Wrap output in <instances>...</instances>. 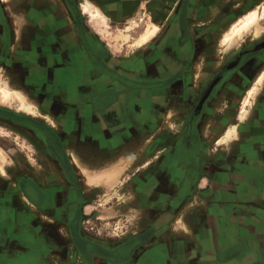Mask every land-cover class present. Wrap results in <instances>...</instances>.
Returning a JSON list of instances; mask_svg holds the SVG:
<instances>
[{
	"label": "rangeland",
	"instance_id": "rangeland-1",
	"mask_svg": "<svg viewBox=\"0 0 264 264\" xmlns=\"http://www.w3.org/2000/svg\"><path fill=\"white\" fill-rule=\"evenodd\" d=\"M9 1L18 11L21 10L19 12L27 21L21 31L22 38L19 49L12 56L11 48L16 27L14 24L12 25L10 14L5 8L6 5L0 0V11H2L0 19V77L2 68L7 69L8 76L3 79L2 84L10 89L23 88L42 112L57 120L65 132L60 134L52 125L51 119L35 116L23 110L22 102L17 96L5 101L0 95V149L4 154V158L0 157V165L6 171V175L0 174V208L11 207L7 201L21 194L25 199L24 205L21 207L27 212L32 210V205L35 204L19 189L22 180L26 185L28 181H34L48 198H51L58 188L60 191H64L61 194L63 202L60 207L73 217H67V220L63 222L58 213L53 212L50 216L57 221V225L56 227L53 225L51 230L55 229L62 234L61 245H71L77 255L78 264H82L83 259L81 255L77 254L71 240L63 232L64 225L71 228V218H75L73 225L75 237L72 236L74 245L83 246V248L92 251L94 255L108 260L111 264H119L124 257L132 253L135 247L145 243L159 231L174 235V242L179 243L180 248L186 247V234H184L186 232L183 233L180 230L178 220L180 213L185 208L189 207V211L187 214L185 213L184 220L194 234L192 239L196 245L199 232L204 235L206 231L212 233L217 229L228 230L231 227L232 216L240 224L243 220L245 228V220L252 218L251 212L258 210L257 208L264 212L261 200L254 198L252 190L242 188V185L247 182H251V186H262V182L264 183V85L258 91L257 102H255V108L253 107L254 109L251 110L248 125H243L240 129L242 139L240 143L231 146H229L231 142L226 145L219 144V139L224 135L227 125L218 127V123L226 118L234 123H242L238 115L242 110L241 107L243 108L247 89L253 84L250 87L252 88L263 73L262 71L251 72L247 78L248 76L254 77V75L257 78L254 83L252 78L244 86L245 80L242 75L245 76L246 72H226L227 65L231 60H239L238 58L245 55L246 50L255 47L249 45L247 35L236 36L226 53L221 52V49L224 48L223 35H226L237 23L233 22L243 16L247 10L256 8L260 0L249 3V8H245L247 0H233L232 3L229 0H221L218 3L220 10L216 14L212 11L209 14L210 10L207 5L199 6L200 12L208 16V21L212 20L210 24L220 23L222 19H226L224 25L226 24L227 28L223 31L228 30L223 32L220 45L215 50L216 54L209 57L210 53L206 52V55L202 52L206 58L221 57L220 61L223 63L224 69L211 77L210 70L219 58L211 62L212 60H206L204 56H199L200 59L196 58V61L202 65L201 72H198L195 67L196 63H191L192 67L189 63L185 64L175 78L184 73L183 69L188 70L191 67V71H194L185 72L188 74V78L180 82L174 92L165 98L167 105L165 110L171 111L170 115L173 116L175 123L171 124L170 120L167 122L163 120L162 123L152 125L151 136H157L158 139L155 141L151 139L148 144H145V147L143 140L140 139L141 136L139 137L144 126L136 123L132 128H128L125 123H122L121 130L134 135V139L130 142L126 141V144L120 149H129L127 151L135 153L137 157L132 165L120 174L118 183L114 186L110 185L106 191L104 188L88 189L83 180L77 176L68 152V145L70 143L74 146L78 144L82 149L79 152L85 161L89 160L101 165L115 160L120 153H118L119 151L111 154L106 153L108 151L103 150V145L107 142L95 139L93 136L90 137L82 131L83 126L92 127L97 122L93 120L88 109L78 112L79 109L87 108V97L83 96L80 99L77 95L70 96L67 93V87L75 85L81 79L80 74L82 73L88 75V72H92L97 80L98 72L95 70L98 71V68L94 66L93 61L94 57L99 55L98 52L103 53L104 56L103 60L100 55L98 58L109 66L105 61L106 58L111 56L114 61L122 60L150 40L135 46V49H130V43H125L121 38L122 33H129L132 35L130 37L131 44L141 38L149 21L144 24L143 29H140V24L137 21L140 22V18L146 17L147 14L148 19L150 18L146 5L144 4L142 7V4H139L138 11H135L127 19H114L112 22L110 19L108 24H101L97 23L98 21L91 22L89 18H85L82 12V0H21L18 2L19 5L14 4L17 0ZM174 1L172 8H177L176 18H179V22L183 25L185 9L187 15V13L190 14L191 9L194 10L195 5L198 7V3L210 4V0H194L193 5L190 4L191 0H184L181 5H178L180 0ZM236 3L242 4V6H236ZM229 4L230 6H228ZM101 5L103 6L104 3L101 2ZM235 7L236 10H234ZM262 8L263 6L255 10H262ZM210 9L212 8L210 7ZM33 15L36 16L34 17L35 22H32L31 19ZM263 23L264 19L261 21V25L264 26ZM159 31L153 34L152 38ZM174 33L176 36H180L181 32L178 29ZM7 34L10 40H8ZM77 36L80 37L81 44L84 43L88 53L86 57L80 49L79 43L74 40ZM243 38L248 41V45L244 44L237 51L244 43ZM238 39L240 40L238 41ZM237 44L239 45L235 47ZM29 45L34 50H29ZM234 53H236V57L232 58L231 55ZM260 57L264 59L263 56ZM254 59L257 57L249 61L247 68L257 64ZM210 66L211 68H209ZM110 68L114 69V67ZM55 72L62 73L58 81L55 79ZM72 72L78 73L73 74ZM218 76H221L222 80L217 81L216 84L224 82L219 87L215 101L217 105L209 106L198 123L199 141L196 127L197 113L200 112L198 102L193 108L192 115L194 117L190 122L189 138L186 137L187 111L186 108L181 107L179 100H186L192 104L199 95L195 92V82L199 83V89L207 83L206 88H208ZM199 89L196 90L199 91ZM233 90H238L240 94V98L237 100H235V93H232ZM234 100L236 103L239 100L236 105ZM68 107L78 109V113L66 116L65 108ZM190 110L191 108L188 113ZM251 125L257 128L255 132L250 133ZM101 129L99 131H102ZM50 139L63 152L65 166H62L53 151ZM187 141L198 142L190 144L191 150H189L186 146ZM156 145L160 148L157 153L166 147L171 152L173 150L174 154L164 158L163 155L166 154L164 152L158 157L156 152L150 151V147L155 150ZM148 147L149 154L142 155V150ZM225 147H230V149ZM38 175L45 185L48 184L49 194L35 181V176ZM143 179L150 182L149 189L145 190L140 187L139 182ZM259 188L256 189L257 193ZM89 192L93 193L88 198ZM196 194L203 197L206 204L202 205ZM39 210L40 216L48 215L46 208H39ZM32 218L38 219L40 227L37 226V228L39 231L45 230L41 222L42 217ZM136 225L141 226L142 230L134 233ZM176 228L179 234H176ZM34 235L36 233L30 234L32 237ZM91 263L92 258L89 261V264Z\"/></svg>",
	"mask_w": 264,
	"mask_h": 264
},
{
	"label": "crops",
	"instance_id": "crops-1",
	"mask_svg": "<svg viewBox=\"0 0 264 264\" xmlns=\"http://www.w3.org/2000/svg\"><path fill=\"white\" fill-rule=\"evenodd\" d=\"M94 1L97 2L105 10V12H107L111 19V22L114 19H127L129 16H131V14L135 13V11H138L137 6H139V4H142V7L145 4L147 10L149 7H153L154 11L156 12L160 10L161 15L159 14L158 16H163L161 20L164 19L162 21L164 26L157 35H155L152 39H150L147 43H145L141 48L137 49L131 55L125 56V58H123L122 60L114 61L110 56L106 58L105 61L108 63L109 66L114 67V69L118 71L117 73L131 80L148 83L164 81L167 82L173 80V83L171 85H169L165 89H162V91H160L159 93L157 90V92L152 91L148 94L147 92H142L137 97L135 96L128 100H121L119 104L112 107L101 115H99V113H97L95 110H92V108L89 106H86L87 108H82L81 110L79 109L78 112L82 111L83 109H88L87 111H89L90 109L91 111H93L94 115H92V118L93 120L95 119V121L97 122V124L92 125V127L83 126L82 131L87 134L89 133L95 137L98 134L99 138L107 142L105 145H103V150L108 151L107 153L111 154L113 152L119 151V156L115 160L110 161L111 163H113L118 161L124 155L133 153L131 151H127L129 149H120V147L126 144V141L129 140L130 142L134 139V135L132 136L130 133H124V131L121 130L122 123L125 122V125L128 126V128H132L136 123L140 124V126L142 127L144 126L139 135V137L141 136L140 139L143 140L144 147L146 146L145 144H148L151 139H153V141L158 139L157 136H151V134L153 133V128H151L152 125L162 123L163 120H165L166 122L170 120L171 124L173 122L175 123L173 116L171 117L170 115L171 111L168 112L167 109L165 110V108L167 107L165 98L167 96H170L174 92L180 82L188 78V74H184V76L175 80L176 75L179 73L178 71L185 66L186 60L191 54H194L195 57L198 53L201 54L199 56H204L203 53L206 52L210 53L209 57L215 55V50L220 44L221 34H223V32H227L228 29L226 31H223L227 28V25H224L226 19L223 20L221 23L210 24L212 20L208 21V16L203 15L200 12L199 8V6L201 7L202 5H207L209 6L208 9L210 10L209 14L211 13V11L216 14L217 11L220 10V5H218V3L221 2V0H212L210 1V4H206L205 2L203 4L198 3V7L195 5L194 10L191 9V11L189 12L190 14L187 13L186 15V22L190 31V36L188 43L184 45V47L180 48L181 46H178L179 36H176V34L174 33L175 30L180 29L178 24L179 18H176L178 14L176 10L177 8L175 9L174 7H171L175 2L174 0H172L171 2H168L169 0ZM180 1V3L178 2V5H181L183 0ZM229 1L232 3L233 0ZM254 1L255 0H247L246 5H248L249 3L251 4ZM101 2L104 3L103 6L101 5ZM194 2V0H191L190 4L193 5ZM165 5L167 7H165ZM237 5L242 6V4L236 3V6ZM262 6H264V0H260L256 8L247 10L246 13H248V11L258 9ZM210 7L212 9H210ZM196 8L197 10L195 11ZM236 9L237 8L235 7L234 10ZM19 11L21 12V10ZM215 14L213 15L215 16ZM243 16H241L233 23L238 22ZM34 17L36 16L33 15L31 18L32 22H35ZM142 18H140V22L137 21L140 24V29H143L144 24L149 21L148 14L146 15V17H144L143 19ZM74 40L76 41V43H79L78 45L81 49L82 44L76 39ZM249 44H251V42ZM238 45L239 44L235 45V47H237ZM28 49L34 50V48L30 45L28 46ZM98 54L102 55L103 57V53L98 52ZM107 54H109L108 51ZM234 54H232L231 56H233ZM257 55L264 57V45L259 51V54ZM204 57L206 60H212V62L219 58L218 57L213 60V58H206V56ZM254 57L257 56H250L246 58V60H244V56V58L240 61L238 65L239 68H242H240V70L237 68L235 71L246 72L245 76L242 75L245 80L244 86H246V84L252 79L251 77L247 78V75H249L253 71L254 67L250 68L249 66L247 68V66L249 65V61L252 60V58ZM254 61L258 62V64H254L256 69L259 72L264 71V68H262V66L264 65L263 59H261L260 57L254 59ZM132 66L135 67L133 68ZM211 66L209 68H211ZM95 72L100 71L95 70ZM72 73L77 74L78 72ZM61 74V72H55L54 75L56 81H58V78L61 77ZM80 75L81 79L77 83H75V85L67 87V93L70 96L77 95L81 99V97L83 96H88L89 83L87 82V78L85 77L86 74L82 73ZM91 81V87L94 88L93 92L110 91L116 85V82L114 80L104 76H102V79L98 82H95L93 78ZM254 81L255 80H253L252 82L254 83ZM250 87L247 89V92ZM19 90L24 91L23 88ZM218 90L212 95L211 99L208 102L206 110L209 106H212L213 104L217 105V102L215 101L217 100ZM238 90L232 91V93H235V100H237L240 95ZM195 92L199 93V91L196 89ZM91 94H89V96ZM179 101L181 102V107L183 109L186 108V100ZM65 109L66 110L64 114L66 116L73 115V113L76 114L78 110L73 109L71 107ZM251 113L252 111L250 112L246 121L242 123L237 122L239 124V136L241 127H243V125H248ZM96 117H100L102 118V120H98L96 119ZM121 119H123V121ZM226 120L229 119L226 118L225 120L219 122L218 127L221 128L226 124L228 129L229 124H235L234 122H232V120ZM251 126L252 127H250V133L255 132L257 128H254V125ZM102 127L103 129H101ZM99 129H101L102 131H99ZM166 140L168 141L169 139ZM241 140L242 139L240 136L239 140H235L229 146L238 144L241 142ZM157 146L158 145H156V151L152 149V147H150V151L157 153V151L160 150V148ZM75 148L80 154V156H82L79 152V150H82L81 147L77 144ZM226 148L230 149V147ZM122 151L124 152L121 153ZM168 151L170 150L165 147L161 152L157 153V156L159 157L161 153L164 154V152H166L167 154ZM141 153L142 155H148L149 147L145 148V150H142ZM173 154L174 153H172L170 156H172ZM87 161L98 166H105L104 164L101 165L89 160ZM110 162L105 164H110ZM3 171L4 173H1L0 171V174L6 175V171L4 169ZM35 178V181L41 187L44 188L46 193L49 194L48 191H50V188H48V184L45 186L44 181L39 178V175L35 176ZM149 183L150 182H147L145 179H143L139 182V185L141 188H144L146 190L150 187ZM242 188H246V190L250 191L252 190V195H254V198H256L257 200L259 198L261 200V204H263L264 206L263 182L262 186H251V182H247V184L242 185ZM258 188L259 190L257 193L256 189ZM93 192H89L87 194V197H91ZM201 198L203 199V197ZM47 199V216H40V211L37 214L32 210L28 211L29 213L26 211V209L24 210L21 205H24L25 199L21 194L15 196V198H13L12 200L7 201L11 207H8L6 209L0 208V264H78V262L76 261L77 255L71 248V245H61L60 241L62 238V234H60L55 229L54 231L51 230V227H53V225L55 227L57 225V221L52 216H50L52 214L51 212L58 213L60 220H62L63 222L67 220L68 213L60 207L63 202L62 197H60L58 207L53 206L58 203L55 198L51 199L47 197ZM257 209L258 210L251 212L250 215L252 216V218H248V220H245V228L243 227V220L240 224L239 221H237V219L232 216L230 229L224 231L221 229H217L214 230L212 233H207L206 231L204 235L202 232H199V239L197 245L194 244L192 239V235H194L193 232L192 235L186 233V247L184 246L185 248H180L178 245L179 243L176 244L174 242V235L172 236L169 233L164 234L163 231H159L151 239L136 247L135 250H133L132 253H129L126 257H124V259H122L119 264H264V212L259 208ZM31 216L36 218L42 217L41 222L43 224L42 226L45 227V230L43 229L42 232L39 231V228H37V226H39L38 219H34ZM46 217H49L51 221H47ZM63 227L65 228L63 229V232L67 235L68 239L71 240V243L76 249L77 254L81 255L83 259L82 264H89L90 258H92L91 264H111L108 260L104 259L103 257L94 255L92 251L87 250L85 248H80L78 245H74V240L72 234H70V229L66 225H64ZM27 228L29 230H26ZM139 230H142L141 226L136 225L133 232L135 233ZM31 231H33L34 234L36 233V235H34L33 237L30 236L29 232Z\"/></svg>",
	"mask_w": 264,
	"mask_h": 264
},
{
	"label": "bare ground",
	"instance_id": "bare-ground-1",
	"mask_svg": "<svg viewBox=\"0 0 264 264\" xmlns=\"http://www.w3.org/2000/svg\"><path fill=\"white\" fill-rule=\"evenodd\" d=\"M61 1V0H60ZM172 0H169L168 2H171ZM2 2L6 5L5 8L7 9V13L10 14V19L12 20V25L14 24L16 28L14 31V40L13 45L11 48V52L14 54L17 50V48L20 45V41L22 38V28L26 25V19L20 13L13 5L10 3L9 0H2ZM167 3V2H166ZM156 7V6H155ZM161 7V6H160ZM165 7H167L165 5ZM172 7V6H171ZM169 9V8H167ZM149 12V24L148 27L145 29V31L141 34L140 39H136L133 44L130 42V35L129 33H122L121 38H123L125 43H130L129 47L130 49H135V46L142 45L147 40L151 39L153 34L158 32L164 24L161 20L163 16H158L161 12L160 10L158 12L154 11L153 7L148 8ZM82 12L85 16V18H89L91 22L98 21L97 23L101 24H108L110 22V17L105 12V10L94 0H82ZM161 15V14H160ZM264 19V6L262 10H251L248 11L240 20L237 22L227 33L226 35L221 34L222 37V44L224 45V48L221 49V52L226 53V51L232 46V41L235 39L236 36H243L244 34L247 35V38L251 44L255 47H260L264 45V26L261 25V21ZM262 26V27H261ZM132 27V26H131ZM130 27V28H131ZM249 36V37H248ZM78 42H82L80 37L77 36L75 38ZM244 39V38H243ZM240 39H238L239 41ZM248 45V41L244 39V43L241 44L238 51L244 46V44ZM254 47V48H255ZM131 55V54H130ZM222 58L220 57L215 66L210 70L212 72L211 77L219 74L223 69L224 65L220 61ZM200 62L196 63V68L198 72H201V66L199 64ZM235 63H230V67L234 66ZM7 69L2 68L1 69V77H0V95L3 98V100H11L17 96L21 100V108L25 110L26 112L35 115L40 116L46 119H51L52 125L55 127V129L60 133L64 134V130L62 129L61 125L51 118L50 115L45 114L42 112V110L37 106V104L32 100L30 96H28L25 92L19 89H10L8 87H5L2 82L3 79L6 78ZM8 77V76H7ZM9 79V78H8ZM264 85V71L262 75L257 79L256 84L250 88L247 92V96L245 98V101L243 103V108L241 110V114L239 116L240 122H244L247 120L248 115L252 108L255 105V102L258 98V91L260 90L261 86ZM196 89H199V83L195 82ZM240 138L239 136V125L237 123L235 124H229L228 129L226 130V133L221 137L219 140V144L226 145L229 142L233 143V141L238 140ZM226 148V147H225ZM68 152L69 155L73 161L75 170L77 172V176L83 182L87 185L88 189H105L111 186H114L119 181V176L122 172H124L125 169H127L132 163L134 162L136 156L135 154H126L122 158H120L118 161L113 162L110 164H104L105 166H98L92 163H89L88 161H85L82 156L77 152L74 145L70 143L68 146ZM0 157L4 158V154L0 149ZM139 170V169H138ZM0 171L1 173H4L2 166L0 165ZM106 193V192H105ZM198 199L200 200L201 204H206V201L201 198L200 195H197ZM198 200V201H199ZM191 207V206H190ZM184 208V207H183ZM33 212L39 213L38 209L36 207H33ZM189 211V207L185 208L182 213H180L179 217V224L182 230V232H186L192 235V231L188 228L187 222L184 220L185 213ZM33 214V213H32ZM36 214V215H37ZM35 215V214H34ZM47 221H51L49 217H46ZM174 225V224H173ZM138 228V227H137ZM176 234L179 233L178 229H175ZM178 231V232H177ZM184 233V234H186ZM193 236V235H192Z\"/></svg>",
	"mask_w": 264,
	"mask_h": 264
},
{
	"label": "flooded vegetation",
	"instance_id": "flooded-vegetation-1",
	"mask_svg": "<svg viewBox=\"0 0 264 264\" xmlns=\"http://www.w3.org/2000/svg\"><path fill=\"white\" fill-rule=\"evenodd\" d=\"M19 1H21V0H17V2H15L14 4H18L19 5ZM184 1V0H183ZM210 1H212V0H210ZM184 3V2H183ZM210 3V2H209ZM228 6H230V4L228 5ZM20 7V6H19ZM246 8H249L248 7V5L247 6H245ZM21 8V7H20ZM219 13H221V12H219ZM1 14H2V11H0V19H1ZM224 19H222V21H223ZM222 21H220V23L222 22ZM182 22V21H181ZM178 24H179V30H180V36L178 37L179 38V41H178V46H181L180 48H182V47H184V45H186L187 43H188V40H189V36H190V31H189V29H188V25H187V22H186V9H185V13H184V25L183 24H181L180 22H179V20H178ZM4 28H5V26H3ZM3 29V28H2ZM7 36H8V34H7ZM8 40H10V38H9V36H8ZM8 44V43H7ZM220 45V44H219ZM218 45V46H219ZM262 47L263 46H260V47H251V49H248V50H246V53L247 54H245L244 56H245V58H244V56H242V58H238L239 60H231V62L230 63H235V65L234 66H231L230 67V63L227 65V68H226V72H235L236 71V69L238 68L239 70H240V68H242V67H240L239 68V63H240V61L244 58V60H246V58H248V57H250V56H257V58H260V56L259 55H257V54H259V53H257L258 52V50H261L262 49ZM259 48V49H258ZM8 49H10V48H8ZM19 48H17V50H18ZM82 51L84 52V55H85V57H86V55L88 54L87 53V51H86V49H85V47H84V43H82ZM192 49H193V47H192ZM17 50H16V52H17ZM15 52V53H16ZM14 53V54H15ZM253 53H256V54H253ZM12 52H11V55L13 56L14 55ZM216 54V53H215ZM236 54H234L233 56H232V58H234V57H236L235 56ZM88 56V55H87ZM98 56L99 55H96L95 57H94V59L96 60H94L95 61V63H94V61H93V64H94V66H96V68H98V71H100V72H102V73H100V72H98V76H97V80L95 79V77L93 76L94 75V73H92V72H88V75H86L85 77L87 78V82L89 83L88 85V96H87V103H88V106L89 107H91L92 108V110H95L97 113H99V115H101V114H103V113H105L106 111H108L109 109H111L112 107H114V106H116L117 104H119L120 102H121V100H128V99H130V98H132V97H137L138 95H140L142 92H147V94L148 93H150V92H152V91H162V89H165L166 87H168L169 85H171L172 83H173V80L171 81H167V82H156V83H148V82H142V81H135V80H131V79H129V78H127V77H125V76H123V75H120L119 73H117L118 71L116 70V69H113V68H110L109 66H107V65H105L101 60H103V57H102V55H100L101 57H102V59L100 60L99 58H98ZM199 58V55H197L196 57H195V55L194 54H191L190 56H189V58L186 60V65L189 63L190 65H191V67H192V64H195L197 61H196V58ZM230 59V58H229ZM261 59H263L262 57H261ZM213 60H215V59H213ZM263 61H264V59H263ZM212 62V61H211ZM192 63V64H191ZM257 64H258V62H257ZM261 65V64H260ZM259 65V66H260ZM99 66V67H98ZM259 66H257V67H259ZM264 66V65H263ZM262 66V67H263ZM190 67V68H191ZM183 69L184 71V73L182 74V75H179L178 76V78H180V77H182V76H184V74H185V72H192V71H194V70H192L191 71V69ZM182 69V68H181ZM239 70H237V71H239ZM179 72V71H178ZM203 72H205V71H203ZM252 72H259L257 69H256V67L254 66V69H253V71ZM263 72V71H262ZM102 76H104V77H109V78H111L112 80H114L115 82H116V85H115V87H113V89H111L110 91H97V92H93L94 91V88L93 87H91V84H92V78L94 79V81L95 82H98V81H100L101 79H102ZM226 77V76H225ZM178 78H175V80L176 79H178ZM248 78H249V76H248ZM251 78H253L254 80H255V78H256V76L254 75V77H251ZM219 80H222V77L220 76H218V77H216V79L215 80H213V82H212V84L211 85H209L208 86V88H206V85L208 84H206L205 86H204V88H205V90H204V88H203V86L199 89V95H198V97H197V99L196 100H193V102H192V104H190V103H188V102H186V133H187V135H186V137H188L189 138V134H188V132H191L190 131V129H191V126H190V122H191V119H193V115H192V112H193V108H194V105L196 104V102H198L199 103V107H200V112L199 113H197L198 115H197V119H196V127H197V132H198V141H199V139H200V136H199V127H198V123H199V121L201 120V118L203 117V114H204V112H205V110H206V108H207V105H208V102H209V100L211 99V97H212V95L218 90V88L221 86V84L222 83H220V84H216V82L217 81H219ZM225 80V79H224ZM222 82V81H221ZM93 88V89H92ZM203 90H204V92H203ZM156 91V92H157ZM202 92H203V94H202ZM218 92H219V90H218ZM92 93V94H91ZM89 94H91L90 96H89ZM202 94V95H201ZM200 95H201V97H200ZM143 97V96H142ZM240 98V97H239ZM198 99H199V101H198ZM239 101V100H238ZM238 101H237V103H238ZM236 103V101L234 100V104L236 105L237 104ZM191 108V110H190V112L188 113V110ZM90 114H91V116L92 115H94V112L93 111H91L90 109H89V111H88ZM93 112V113H92ZM129 115V114H128ZM96 119H98V120H102V118H100V117H96ZM122 121H123V119H121ZM94 121H95V119H94ZM103 123V122H102ZM125 123V122H124ZM187 124H188V128H187ZM226 133V132H225ZM224 133V134H225ZM88 135L91 137L92 135L91 134H89L88 133ZM190 135H191V133H190ZM95 139H101V138H99V135L97 134L96 135V137L95 136H93ZM101 141H103V142H105L104 140H102L101 139ZM191 141H192V136H191ZM197 141V142H198ZM188 143L186 144V146L188 147V149L189 150H191V148H190V144H196V143H193V142H190V141H187ZM50 144H51V146H52V148H53V151L55 152V154H56V156L59 158V160L61 161V164H62V166H65L64 165V162H65V159H64V154H63V152H61L54 144H53V140L52 139H50ZM105 151V150H104ZM117 152V151H116ZM116 152H114V153H116ZM189 152H191V151H189ZM107 153V152H106ZM172 153H174V151L172 150V152H171V150L170 151H168V153L167 154H164L163 155V157L164 158H168ZM105 154V153H104ZM109 154V153H108ZM23 180L20 182V184H19V189H20V191L21 192H23L30 200H31V202L33 203V204H35V205H32L33 207H36L37 209L38 208H46L47 209V206H46V203H47V197L48 196H46L45 195V193H43V190H41V188L34 182V181H28L27 182V185L26 184H23ZM46 186V185H45ZM59 189V188H58ZM60 190V189H59ZM59 190H57V191H55L54 192V195L51 197V199L52 198H55L57 201H58V203H56L55 205H53V206H56V207H58V204H59V202H60V197H61V193L63 192L64 193V191H59ZM61 192V193H60ZM58 193H60V194H58ZM57 194V195H56ZM45 196H46V200H45ZM33 207H32V209H33ZM33 211V210H32ZM38 211H40L39 209H38ZM52 214H53V212H51ZM50 213V214H51ZM51 214V215H52ZM55 214V213H54ZM72 215H70L69 213H68V217H71ZM73 217V216H72ZM74 223H75V218H71V222H70V225H71V228H70V234H72V236L73 237H75V230H74V228H73V225H74ZM26 230H29L28 228L26 229ZM32 232V233H31ZM31 232H29L30 234H33V231H31ZM79 247L80 248H83V246H80L79 245ZM136 248V247H135ZM135 248L133 249V250H135Z\"/></svg>",
	"mask_w": 264,
	"mask_h": 264
},
{
	"label": "water",
	"instance_id": "water-1",
	"mask_svg": "<svg viewBox=\"0 0 264 264\" xmlns=\"http://www.w3.org/2000/svg\"><path fill=\"white\" fill-rule=\"evenodd\" d=\"M248 53V52H247ZM247 53H245V54H247Z\"/></svg>",
	"mask_w": 264,
	"mask_h": 264
}]
</instances>
